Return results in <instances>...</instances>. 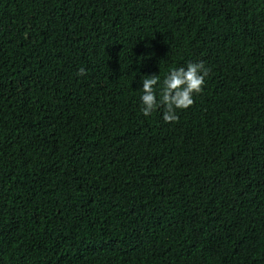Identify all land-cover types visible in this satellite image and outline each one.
I'll return each mask as SVG.
<instances>
[{"label": "trees", "instance_id": "16d2710c", "mask_svg": "<svg viewBox=\"0 0 264 264\" xmlns=\"http://www.w3.org/2000/svg\"><path fill=\"white\" fill-rule=\"evenodd\" d=\"M0 264H264V0H0Z\"/></svg>", "mask_w": 264, "mask_h": 264}, {"label": "clouds", "instance_id": "9594fccd", "mask_svg": "<svg viewBox=\"0 0 264 264\" xmlns=\"http://www.w3.org/2000/svg\"><path fill=\"white\" fill-rule=\"evenodd\" d=\"M209 69L204 62H187L167 71L161 81L159 76L151 75L141 78L138 87L140 112L148 117L153 112L163 109L162 119L165 123L179 120V110H186L194 104V95L199 94L205 85ZM86 69L81 67L77 76H85Z\"/></svg>", "mask_w": 264, "mask_h": 264}]
</instances>
